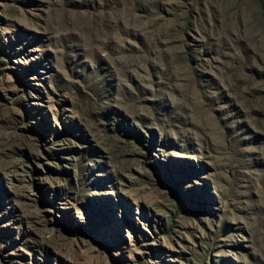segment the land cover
I'll use <instances>...</instances> for the list:
<instances>
[{
	"label": "rangeland",
	"instance_id": "374dc122",
	"mask_svg": "<svg viewBox=\"0 0 264 264\" xmlns=\"http://www.w3.org/2000/svg\"><path fill=\"white\" fill-rule=\"evenodd\" d=\"M0 264H264V0H0Z\"/></svg>",
	"mask_w": 264,
	"mask_h": 264
}]
</instances>
